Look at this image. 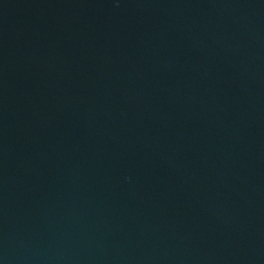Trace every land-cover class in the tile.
Here are the masks:
<instances>
[{"label":"water","instance_id":"obj_1","mask_svg":"<svg viewBox=\"0 0 264 264\" xmlns=\"http://www.w3.org/2000/svg\"><path fill=\"white\" fill-rule=\"evenodd\" d=\"M0 264H264V0H0Z\"/></svg>","mask_w":264,"mask_h":264}]
</instances>
